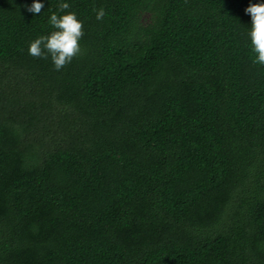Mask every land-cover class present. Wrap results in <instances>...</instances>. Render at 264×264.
Returning a JSON list of instances; mask_svg holds the SVG:
<instances>
[{"label": "trees", "instance_id": "1", "mask_svg": "<svg viewBox=\"0 0 264 264\" xmlns=\"http://www.w3.org/2000/svg\"><path fill=\"white\" fill-rule=\"evenodd\" d=\"M61 2L0 0V264H264L250 0H67L56 70L28 44Z\"/></svg>", "mask_w": 264, "mask_h": 264}, {"label": "clouds", "instance_id": "2", "mask_svg": "<svg viewBox=\"0 0 264 264\" xmlns=\"http://www.w3.org/2000/svg\"><path fill=\"white\" fill-rule=\"evenodd\" d=\"M45 0H31L25 4L27 12L40 13ZM61 11H53L47 23L51 30L36 36L28 44V54L34 57L50 58L54 68L60 70L70 63L74 56L80 52V38L83 35V21L74 11H62L69 8L67 0L59 4ZM244 12L251 17L247 35L250 40L253 63L264 65V0L250 2ZM104 16V9L96 11L99 20Z\"/></svg>", "mask_w": 264, "mask_h": 264}, {"label": "rangeland", "instance_id": "3", "mask_svg": "<svg viewBox=\"0 0 264 264\" xmlns=\"http://www.w3.org/2000/svg\"><path fill=\"white\" fill-rule=\"evenodd\" d=\"M144 18H146V20L148 19V14H145Z\"/></svg>", "mask_w": 264, "mask_h": 264}]
</instances>
